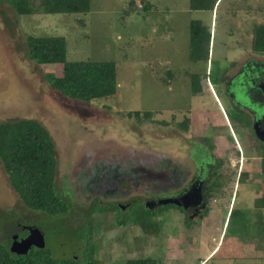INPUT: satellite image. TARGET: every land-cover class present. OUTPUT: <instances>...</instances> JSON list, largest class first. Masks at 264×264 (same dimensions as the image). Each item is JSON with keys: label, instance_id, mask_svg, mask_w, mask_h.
Instances as JSON below:
<instances>
[{"label": "rangeland", "instance_id": "rangeland-1", "mask_svg": "<svg viewBox=\"0 0 264 264\" xmlns=\"http://www.w3.org/2000/svg\"><path fill=\"white\" fill-rule=\"evenodd\" d=\"M132 2L91 0V10L85 15L19 16L6 0H0V124L28 119L48 130L57 150V189L71 206L67 216L56 219L31 210L12 188L0 160V240L13 234L17 223L34 225L44 232L47 248L57 258H84L90 252L87 236L94 228L91 247L98 249L96 258L101 264H125L148 257L158 264H200L218 244V250L202 264H244L241 258L228 259V254L243 248L247 256L250 251L255 256L263 254L262 262L254 260L253 264H264V208L255 207L264 198V172L258 153L251 148L242 147L246 157L239 166L243 163L247 179L238 183L236 203L230 188L224 197L217 196V202L211 201L203 219L187 220L177 209L161 206L154 210L161 231L147 237L135 224L117 225L113 214L95 212L90 218L93 208H104L112 201L106 197L109 194L88 183L96 169L111 165L137 172L139 184L135 185V180L124 183L116 199L123 204L133 199L145 203L161 193V182L148 175L149 171L162 173L164 111L182 106L209 110L210 106L207 113L200 111V117L226 124L211 98L208 81L203 82L202 94L191 95L187 72L210 73L222 84L228 74L238 70L241 59L257 55L253 51L254 29L264 24V0H219L214 12L193 10L192 0H135L131 8ZM144 2L151 5L150 10H144ZM195 20L212 30L210 65L190 61L189 36ZM29 35L64 37L71 62H114L116 95L84 103L54 91L46 75L61 77L63 66H39L32 61L26 42ZM250 75L262 76L257 72ZM236 96L240 106L231 109L236 125L229 124L241 132L244 125L250 126L244 109L261 107L248 97L246 89L238 88ZM150 113L155 123L146 120ZM209 124L205 122L203 134L212 142ZM246 135L247 141L258 146L259 140L264 141V134L248 131ZM238 138L241 145L244 138ZM171 144L177 148L178 139ZM237 179L233 186H238ZM247 192L251 195L246 197ZM228 209L231 212L224 228ZM130 211L123 212L124 217ZM239 235L243 241H235Z\"/></svg>", "mask_w": 264, "mask_h": 264}, {"label": "trees", "instance_id": "trees-1", "mask_svg": "<svg viewBox=\"0 0 264 264\" xmlns=\"http://www.w3.org/2000/svg\"><path fill=\"white\" fill-rule=\"evenodd\" d=\"M6 2L19 16L85 15L91 10V0H6ZM134 2L135 0L131 3V8L135 7ZM218 2L219 0H213L209 4L208 0H192L191 8L196 11L214 12ZM144 4V10H150L151 5L145 2ZM189 37L190 61L208 65L211 60L212 30L210 31L201 21L195 20L191 23ZM253 38V51L264 54V24L256 26ZM26 42L29 58L37 65L63 66L61 77L53 73L46 75L53 90L62 96L91 103L116 95L118 77L114 62L68 61L67 41L64 37L29 35ZM187 75L186 78L194 96L204 92L205 80L208 83L209 80L213 84L220 83L219 78L212 77L210 73L187 72ZM230 115L232 118V114ZM130 116L138 120L142 118L140 114L135 116L130 114ZM145 116L147 121L152 120L151 113ZM232 119L235 122L236 119L234 117ZM244 126L250 127L248 124ZM258 155L262 159L264 172V144L258 148ZM0 160L9 176L12 188L28 208L52 219L65 217L71 212L70 204L63 199L57 189L58 160L54 140L40 122L22 119L0 124ZM245 179L247 178L244 176L239 180L243 182ZM232 180L235 182V177H232ZM219 195L222 196L221 193ZM255 207L264 208V198L260 200V203L256 202ZM163 208L177 209L174 205ZM109 211L117 212L115 217L117 225L135 224L147 237H155L161 231L157 221L159 215L140 201L129 209L130 213L126 217L121 218V210L112 205L99 209L93 208L90 218L95 212H101L104 215ZM186 219L189 220V218ZM2 227L4 226L1 225ZM95 234L93 228L87 236L90 252L84 258L72 256L70 259L57 258L47 245L45 249L34 248L27 255L19 256L10 251L8 239L0 240V264H101L96 258L98 249L95 245L91 247ZM125 264H158V262L148 257L129 260Z\"/></svg>", "mask_w": 264, "mask_h": 264}, {"label": "flooded vegetation", "instance_id": "flooded-vegetation-1", "mask_svg": "<svg viewBox=\"0 0 264 264\" xmlns=\"http://www.w3.org/2000/svg\"><path fill=\"white\" fill-rule=\"evenodd\" d=\"M256 54L258 57L252 56L243 60L241 59V63L237 65L239 66L238 70H235V73L228 74V79L222 84H213L209 80L208 84L211 89V98L214 99L217 104V109L225 117L226 124L215 123L214 119L210 121L207 116L200 117V111L207 113L210 110V106L208 107L209 110H195L194 108L191 109L182 106L177 109L164 111L165 117L163 118L162 126L165 133L166 152L163 153L162 173L149 171L148 175V178L161 182V193L160 191L157 192V195L148 199L145 203L142 200L133 199L129 203L123 204L125 202L121 203L116 199H118L119 194L122 192L124 183H133V180H135V185L139 184V175L137 172L135 170L127 172V170L112 167L111 165L105 167L104 170L96 169L94 171V174L88 178V183L95 184L105 195L109 194L106 197L112 201H108L105 207L116 206L121 210V214H123V212L131 209L139 201L146 206L149 202L157 203L161 199L180 198L188 194H194L195 196L189 202L187 209L176 206L177 210L183 213L185 218H189L190 220L192 217L203 219L209 213L211 201H214V203L218 201L217 196H219V193L222 194L221 197H224L230 188H232L231 192L233 190L232 193L238 190L239 179L243 177V173L245 174L243 172V163L241 164V168L239 166L240 161L246 157L243 154L242 147L251 148L255 153H258V148L260 147L253 140L247 141L246 133L250 131L259 135L264 134V54ZM208 65H210V62ZM254 72L262 76L251 77L250 74ZM239 75H245L247 79L239 78ZM240 79L244 81L242 82ZM238 88L242 89L243 92L246 89L248 97L258 107H261L259 110L250 107L244 109L248 116L247 120L250 127L244 126L241 132L239 130L234 131L231 124H229L236 125V122H233V117L231 118L230 114L232 108L238 107V105L240 106L236 96ZM190 93L192 95V91ZM203 95L207 96L206 93ZM192 98L190 99L192 100ZM212 106L214 107V105ZM200 118L203 119L204 123L200 121ZM206 121L210 122V128L207 131H210L212 142L207 141L209 137L207 135V137H204L203 134ZM150 122L155 123L153 119ZM238 137L244 138L241 145L237 140ZM173 138L178 139L179 144L177 148L171 144V141L174 140ZM261 144H264V141L259 140V145ZM248 151L251 150L248 149ZM173 152H176V155H173ZM258 158L261 161L262 167V159L259 156ZM250 159L249 157L248 160ZM235 162L237 163L235 164ZM152 165L154 166V164ZM237 168H240V170ZM247 173L249 174V172ZM232 177L238 178V186H235V184L233 186L234 180H232ZM196 195L199 196L198 199ZM96 203L100 202L96 201ZM152 206L153 209L151 210L161 209V206H157L156 204ZM106 214H113L115 218L117 212L109 211L104 213V215ZM5 224L2 225L5 226ZM27 226L36 227L22 223L14 225V233L7 237V241H10L9 247L12 245L13 236L18 235L21 240L29 235V231L24 230Z\"/></svg>", "mask_w": 264, "mask_h": 264}, {"label": "water", "instance_id": "water-1", "mask_svg": "<svg viewBox=\"0 0 264 264\" xmlns=\"http://www.w3.org/2000/svg\"><path fill=\"white\" fill-rule=\"evenodd\" d=\"M194 194H188L186 196L180 198H172V199H161L159 202H149L146 207L149 209H153L154 204L157 206H168L175 205L177 207H182L187 209L189 202L194 198ZM197 199L199 198L196 195ZM24 230L29 231V235L24 239H19L18 235L13 236L12 245L10 247V251L16 255H27L33 248L45 249L46 248V240L44 232L37 227H25Z\"/></svg>", "mask_w": 264, "mask_h": 264}, {"label": "crops", "instance_id": "crops-1", "mask_svg": "<svg viewBox=\"0 0 264 264\" xmlns=\"http://www.w3.org/2000/svg\"><path fill=\"white\" fill-rule=\"evenodd\" d=\"M253 57H258V55H252ZM244 174V173H243ZM244 177V176H243ZM239 187V186H238ZM263 194V193H262ZM248 195H251V193L249 194L248 192H247V194L245 195L246 197L248 196ZM264 195V194H263ZM255 198H259V195L258 196H256ZM233 199H235V201L233 202L234 204L236 203V200L238 199L237 198V195H236V192L234 193V195H233ZM232 207H233V205L231 206V209H232ZM231 209H228V212H227V216H226V218H225V225H224V228H225V226H226V224H227V221H228V218H229V215H230V212H231ZM241 235H239L237 238H235V241L236 240H238V238L239 239H241V237H240ZM244 238H247V235L244 237ZM242 240V239H241ZM243 241V240H242ZM233 247V246H232ZM218 248H219V244H218V246H216V247H214V249L209 253V255L206 257V259L205 260H202V262L200 263V264H202V263H204V261H208L212 256H213V254L218 250ZM243 248V247H242ZM251 249H249V251H250ZM244 248L242 249V250H240V252H238V251H233V255H231V254H228V256H229V260L230 259H232V260H235V259H238V258H241L242 259V262H244V264H253V261L254 260H259L260 258L262 259V256H263V254H262V256H255V254H254V251H250L249 252V255L247 256L244 252ZM251 254H254V255H251ZM256 254H259V253H256ZM231 255V256H230ZM215 257V256H214ZM213 257V258H214ZM260 259V261L262 262V260ZM241 262V263H242ZM235 264H238V263H235Z\"/></svg>", "mask_w": 264, "mask_h": 264}]
</instances>
